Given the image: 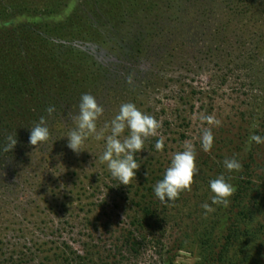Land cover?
I'll use <instances>...</instances> for the list:
<instances>
[{"label": "rangeland", "instance_id": "rangeland-1", "mask_svg": "<svg viewBox=\"0 0 264 264\" xmlns=\"http://www.w3.org/2000/svg\"><path fill=\"white\" fill-rule=\"evenodd\" d=\"M28 1L33 7L0 0V41L17 42L12 59L24 60L32 82L13 92L18 105L14 97L0 115L7 121L0 125V145L9 134L18 141L12 152L0 153V240L6 242L0 264L9 263L10 251L21 240H51L61 220L84 214L86 204L107 212L119 228L128 221L124 205L132 189L119 186L99 161L105 141L89 137L79 155L67 148L66 136L85 93L104 108L97 120V132L104 136L110 135L106 126L123 103L158 121L156 135L135 156L141 166L148 164L136 175L155 170L163 178L186 142L196 152L198 172L191 189L180 193L159 235L143 243V254L131 264H264V142H249L252 134L264 138V0H255L244 14L234 13L229 0ZM39 52L68 67L56 83L42 82L33 68L34 60H43ZM50 105L56 108L46 122L50 136L32 146L30 128L47 117ZM207 115L220 125L201 119ZM209 127L214 144L205 153L200 136ZM158 139L164 141L161 151L155 149ZM231 158L242 167L229 173L223 162ZM222 173L234 188L227 207L210 199L209 181ZM98 180L105 183L98 187ZM240 186L259 187L260 194L255 197L258 192L249 194ZM85 191L96 192L94 199L85 200ZM205 202L211 211L202 207ZM233 225L241 230L229 259L208 257ZM78 228L77 242L91 236ZM95 232L102 241L111 239L110 233ZM24 253L18 249L14 260ZM122 262L130 264L127 258Z\"/></svg>", "mask_w": 264, "mask_h": 264}, {"label": "trees", "instance_id": "trees-1", "mask_svg": "<svg viewBox=\"0 0 264 264\" xmlns=\"http://www.w3.org/2000/svg\"><path fill=\"white\" fill-rule=\"evenodd\" d=\"M12 1L17 8L19 5L33 7L31 6L33 3L28 0ZM227 3L228 5L236 7L234 10L236 14H244L255 6V0H229ZM12 34H14L13 31L9 32L10 36ZM8 43L11 44L9 45ZM16 47L17 42L13 38H10L9 42L6 41V43L0 41V115H2L1 113H6L4 106L7 103L14 102L15 94L13 92L16 90L19 91L23 83L28 82V86L32 84L30 77L26 73L24 60H21L22 64H19V58L18 60L12 59L14 56L12 50ZM16 55L18 56V54ZM37 55L38 53H36V58ZM38 56L39 59L42 58L43 60H34L35 66L33 68L39 69L42 75V82L51 80L56 83L57 76L60 74L64 76L63 71L68 70L66 65L63 64L60 67L58 65L60 62L56 64V61L51 60V57L43 52H39ZM65 75L64 80H67L69 73ZM16 100L17 102H14V104L18 105L17 97H15ZM15 112L16 109H12L10 114L11 119V115ZM3 123H7V121L5 117H0V125ZM147 165V161H145L141 168H146ZM160 179L162 178L160 177L159 171L149 170L146 176H142L141 174L136 175L131 185H128L132 189L131 196L124 205L128 221L121 228L114 224L111 217L106 215L107 212H104V210L97 211L94 208H90L91 204H86L85 206H88V210H85L84 214L78 213V215L76 214L77 216L71 215L70 220H65V218L61 220L60 227L57 230L59 234L52 236L50 238L51 240L28 242L24 241V239L23 241L21 240L22 242L19 241L9 253L10 261L8 264H123L122 261L125 258H127L128 263H133L132 260H137L143 254V243L150 237L159 235V232L163 229L161 224L168 217L167 210L174 203V201L168 204L161 203L155 196L153 190L154 185ZM103 183H105L104 180H98V187ZM239 189L251 194L258 192L259 187L251 188L250 186H240ZM89 193L85 191V194H87L85 200L91 201L94 199L96 192H92L90 195ZM259 194L258 192L255 197H258ZM104 201L107 202V200ZM93 223V228L87 227V225ZM78 225L83 230L91 233V236L87 238L81 236V241L77 242L75 236H80V233H82L81 229L80 233L76 232L79 230ZM100 230L110 233L111 239L102 241L100 238H96L95 231ZM240 230L241 226L239 225H233V227L229 228L228 234L223 239V244H220L218 251L216 248L211 247L213 249L208 250L207 256H211V258L216 256L219 261L229 259L230 250L235 245ZM5 244L6 242L4 240H0V259L2 258V251L5 248ZM18 249L23 253L25 252L21 254L19 261L14 260ZM230 261L229 264H232Z\"/></svg>", "mask_w": 264, "mask_h": 264}, {"label": "clouds", "instance_id": "clouds-1", "mask_svg": "<svg viewBox=\"0 0 264 264\" xmlns=\"http://www.w3.org/2000/svg\"><path fill=\"white\" fill-rule=\"evenodd\" d=\"M131 82V81H130ZM47 117L41 116L39 122L30 128L29 144L38 146L46 142L50 136L49 128L46 126L47 118L51 117L56 108L50 105L45 109ZM104 108L98 104L96 98L91 94H83L80 98L79 113L73 117L74 127L67 134V148L79 155L82 151L84 142L89 137L96 140L105 141V149L99 156V161L104 163L111 176L120 185H131L136 178L140 164L135 159L137 153L144 150V142L149 136H155L159 127L158 121L139 110L133 103H123L120 105L119 112L111 120L110 135L104 136L97 132V120L103 115ZM202 120L209 125H220L212 115L202 116ZM127 130L128 134L121 140V136ZM249 142L262 143L264 138L252 134ZM18 141L16 136L9 134L5 142L0 145V153L12 152ZM214 144V134L211 127L205 128L200 136V146L205 153L211 151ZM164 148L163 139H158L155 149L161 151ZM225 169L231 173L238 171L242 165L235 159L224 160ZM198 172L196 152L192 145L187 142L183 151H178L171 159L170 166L164 171L163 178L154 185V194L161 203L168 204L175 201L180 193L190 190L194 177ZM209 189L212 193L211 203L218 206L227 207L230 197L234 192L233 186L222 173L215 179L209 181ZM202 207L211 211L210 205L205 202Z\"/></svg>", "mask_w": 264, "mask_h": 264}]
</instances>
